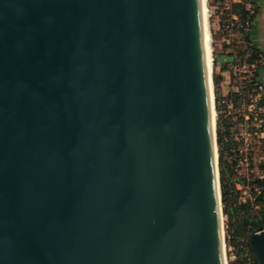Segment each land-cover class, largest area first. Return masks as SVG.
<instances>
[{"label":"water","instance_id":"obj_1","mask_svg":"<svg viewBox=\"0 0 264 264\" xmlns=\"http://www.w3.org/2000/svg\"><path fill=\"white\" fill-rule=\"evenodd\" d=\"M213 110L202 0H0V264H227Z\"/></svg>","mask_w":264,"mask_h":264},{"label":"built area","instance_id":"obj_2","mask_svg":"<svg viewBox=\"0 0 264 264\" xmlns=\"http://www.w3.org/2000/svg\"><path fill=\"white\" fill-rule=\"evenodd\" d=\"M244 10L249 13L250 8L245 7ZM230 17L231 22H224L221 25L223 33L234 37L235 29L236 32L244 35L243 52L239 53V57L235 53L231 56L235 61L249 63L254 74L248 80L245 90L243 88L236 90L228 101L231 109L238 110L236 116L231 118L230 134L226 140L231 147L229 151L233 160L229 183L232 187L231 192L237 194L234 204L237 210L245 206L250 211H264L260 199L264 192V84L259 80L258 71L254 65L256 60L264 65V60L261 61V54H256L257 49L250 39L252 21L249 18L241 20L236 12H233ZM246 90L248 92L245 93ZM244 95L246 104L243 102ZM256 181L262 184L258 185ZM233 220L236 224L240 220V215L237 214ZM262 222L261 226L264 229V214ZM248 234L241 232L236 235V231L232 228L228 236L230 240H233V243L228 246V250L231 251L230 264H255L254 256L246 244Z\"/></svg>","mask_w":264,"mask_h":264},{"label":"rangeland","instance_id":"obj_3","mask_svg":"<svg viewBox=\"0 0 264 264\" xmlns=\"http://www.w3.org/2000/svg\"><path fill=\"white\" fill-rule=\"evenodd\" d=\"M236 4H244L245 7L250 8L249 15L253 16L252 18V28L255 31L256 22L262 16L264 20V0H262V4L254 1V0H208V10H209V29L211 32L212 39V57H213V66H212V76L217 79V84L214 82V93L217 91L219 97V107L220 115L218 117V113L216 111V132H217V123L219 121V130L222 134L223 144L221 148H218V171L220 172V164H219V151L222 152V160L228 165L229 171L232 173L233 163L232 157L230 155L229 143L226 142L228 140L230 134V121L232 117L236 116L237 109L232 108L228 102L232 97V93L236 90L243 88L245 90L248 80L252 78L253 68H251L249 63H242L235 61L231 54H236L239 57V53L243 52L244 44L243 38L244 35L236 32L234 29V37H229L221 30V25L224 22H231V14L233 12H241L240 7L235 8ZM261 14V15H260ZM251 32V34H253ZM250 34V37H251ZM245 43V42H244ZM261 61L264 60V52L261 53ZM239 59V58H238ZM255 69L258 71L259 75L264 73V65L256 60L254 63ZM245 93L248 90L244 91ZM244 104L247 103L246 96L244 95ZM218 147V144H217ZM220 179V176H219ZM246 180V179H245ZM247 182V181H246ZM221 190V187H220ZM231 192V191H230ZM232 193V192H231ZM231 193L229 194L230 196ZM251 216H253V220L255 222H260L263 220L264 211H250ZM234 220L228 221V217L224 216V235H225V254L227 264H230V256L231 251L228 250V246L233 243V240H230L227 234V228H234ZM261 224V223H260ZM255 230L253 228L252 232ZM246 233H251L250 230H244Z\"/></svg>","mask_w":264,"mask_h":264},{"label":"trees","instance_id":"obj_4","mask_svg":"<svg viewBox=\"0 0 264 264\" xmlns=\"http://www.w3.org/2000/svg\"><path fill=\"white\" fill-rule=\"evenodd\" d=\"M241 9V12L238 13V16L241 20H246L247 18L250 19V21H252L253 16L249 15L248 12H245L244 8V4H236L235 8H239ZM235 13V12H234ZM257 55L261 54L258 50H257ZM213 82L216 85L217 84V79L214 77L213 78ZM215 109L218 113V117L220 115V110L221 108L219 107V97L217 94V91H215ZM219 123V121H218ZM217 123V144H218V148H221V145L223 144L222 141V134L220 133L219 130V124ZM219 164H220V172H219V176H220V187H221V195H222V205H223V211L224 214L228 217V221H231L232 219H234L237 214L240 215V220L238 222H236V224H234V230L236 231V235L241 234V232H244V230L248 229L252 232L253 228H255V223H263L262 221L260 222H255L253 220V216H251L250 214V210L247 209L245 206H241L239 207V209L237 210L234 207L235 204V199L237 197L236 192L235 193H231L230 191L232 190V187L229 183V180L231 179L232 173L229 171L228 169V165L225 164V162H223L222 160V152L219 151ZM258 185H261L262 183L259 181L255 182ZM231 193L232 196H230L229 194ZM232 208L233 209V214H230L229 209ZM233 228V227H232ZM232 228L228 229L227 228V234L229 235Z\"/></svg>","mask_w":264,"mask_h":264},{"label":"bare ground","instance_id":"obj_5","mask_svg":"<svg viewBox=\"0 0 264 264\" xmlns=\"http://www.w3.org/2000/svg\"><path fill=\"white\" fill-rule=\"evenodd\" d=\"M208 0H202V13H203V24H204V38H205V49H206V59H207V68L209 76H212V66H213V57H212V39H211V32L209 29V10L207 5ZM213 78V76H212ZM213 87V85L211 84ZM211 87V90L213 89ZM216 120V114L213 110V121ZM222 223L224 222V217H221ZM224 226V223H223ZM226 256V254H225ZM227 258L225 257V261L227 263Z\"/></svg>","mask_w":264,"mask_h":264},{"label":"crops","instance_id":"obj_6","mask_svg":"<svg viewBox=\"0 0 264 264\" xmlns=\"http://www.w3.org/2000/svg\"><path fill=\"white\" fill-rule=\"evenodd\" d=\"M254 1H257V2L262 4V0H254ZM255 25H256L255 31L252 32L253 31V28H252L251 32L253 34H251L250 39L252 41V44L255 46V48L260 53H262V52H264V20H263L262 16L259 18V20L256 22ZM259 80L264 84V73L259 75ZM260 199H261V202L263 203V206H264V192L262 193Z\"/></svg>","mask_w":264,"mask_h":264}]
</instances>
